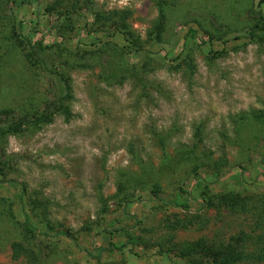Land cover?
Here are the masks:
<instances>
[{
  "label": "rangeland",
  "instance_id": "1",
  "mask_svg": "<svg viewBox=\"0 0 264 264\" xmlns=\"http://www.w3.org/2000/svg\"><path fill=\"white\" fill-rule=\"evenodd\" d=\"M52 1L0 0V125L55 102L45 67L69 85L67 118L0 136V179L22 185L30 225L76 244L26 230L19 189L0 185V264H212L184 247L264 246V38L246 34L264 0ZM94 235L111 250L96 256Z\"/></svg>",
  "mask_w": 264,
  "mask_h": 264
},
{
  "label": "trees",
  "instance_id": "2",
  "mask_svg": "<svg viewBox=\"0 0 264 264\" xmlns=\"http://www.w3.org/2000/svg\"><path fill=\"white\" fill-rule=\"evenodd\" d=\"M23 2H30V0H21ZM62 0H53L52 3L49 4V7L53 8L54 2L55 6H61ZM263 1V0H262ZM161 6V5H159ZM67 16H69L67 14ZM70 18V17H69ZM259 21L258 24L252 25L250 30L246 32L247 36L250 37L251 39L254 40H261L264 38V15L260 14L259 15ZM165 16L162 11V8H158V14L156 17V21L153 24V33L155 35H158L160 31L163 28V22H164ZM22 21H18L16 28H17V37L24 42L26 49L30 53V55L38 62V63H43L42 60L39 57V52L43 50L46 46L42 44V37H38L35 39H30L28 36H25L22 32ZM64 27H67L68 24L62 25ZM194 30L191 28L188 29V34L193 35ZM191 63L187 62V67L188 69L192 70ZM47 68V70L54 76L55 80L58 82L59 85V96L55 100V102L45 110L41 111L37 115H30V116H24V117H19L15 120H10L7 123L0 125V136H3L7 133H10L20 127H25V126H37L49 118H51L54 114L61 113L63 114L66 118L69 116V111L67 109V106L65 105L66 99L69 97V85L67 83V80L62 76V74L58 71H56L54 68ZM44 68V69H45ZM193 177H196V173H193ZM0 185L2 186H7V185H13L19 189L18 192V206L19 210L22 216V224L23 227L27 230H32L34 234L36 235H42V236H61L65 237L69 240H71L73 243L76 244V239L72 237L68 232L64 230H56L52 233H45L40 231L38 228L30 225L29 221V214L27 210L25 209V204L22 201V196H23V187L22 185L17 182L16 180L13 179H0ZM217 199L219 200V203L223 204H230L231 206L236 205L239 200V197H237L236 194L226 192L223 194H219L217 196ZM127 204V202L122 203V209L124 206ZM181 207L180 205H177ZM201 207V205H200ZM264 209V208H263ZM127 216L131 217V215L127 214ZM114 229H103V231L107 232L108 234H111V232ZM14 245H18V243H13ZM112 248V244L110 242L107 243L106 246H101L96 244V236L94 235L91 239V250L95 252L96 256H100L103 252H109ZM202 249L203 251L206 250L207 254L211 257L212 264H233L236 261L243 259L245 257L252 256L254 259H260L264 260V246H260L252 250L251 252L248 253H242L239 250H236L231 244H226L220 247H215V248H207L203 245V243H195L194 246L190 247H184V251L187 253L189 250H195V249ZM196 251V250H195ZM247 254V255H244Z\"/></svg>",
  "mask_w": 264,
  "mask_h": 264
}]
</instances>
